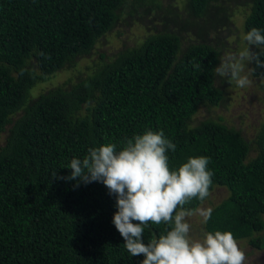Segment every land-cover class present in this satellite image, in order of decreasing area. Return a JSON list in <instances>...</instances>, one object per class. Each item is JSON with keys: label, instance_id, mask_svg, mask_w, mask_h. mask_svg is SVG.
I'll list each match as a JSON object with an SVG mask.
<instances>
[{"label": "trees", "instance_id": "1", "mask_svg": "<svg viewBox=\"0 0 264 264\" xmlns=\"http://www.w3.org/2000/svg\"><path fill=\"white\" fill-rule=\"evenodd\" d=\"M186 3L182 30L197 33L189 46L179 32L150 33L87 76L35 97L39 83L90 54L123 10L161 6L157 0H0V264H141L144 256H130L112 222L118 209L108 189L52 175L70 176L71 160L83 159L90 147L115 143L120 150L147 130H162L176 145L167 153L172 169L207 157L209 193L229 190L206 232L230 231L236 241L263 247L264 124L251 139L215 113L227 102L224 80L215 74L221 50L202 39L208 25L228 31L235 6L244 33L264 34V0H249L248 8L241 0ZM250 65L253 76L264 78V67ZM166 228L150 224L145 242Z\"/></svg>", "mask_w": 264, "mask_h": 264}, {"label": "clouds", "instance_id": "2", "mask_svg": "<svg viewBox=\"0 0 264 264\" xmlns=\"http://www.w3.org/2000/svg\"><path fill=\"white\" fill-rule=\"evenodd\" d=\"M241 39L248 46L224 52L215 74L243 89L251 84L245 64L264 67V34L252 28ZM168 150L175 152L176 145L162 130H147L127 139L120 150L115 143L90 147L83 159L71 160L70 176L53 173L52 177L76 180L77 186L101 182L116 199L118 210L112 222L124 238V247L131 257L143 255L141 264H245V253L230 231L192 237L189 218L198 215L206 224L212 209H186L185 205L209 196L213 173L204 156L190 157L172 169ZM150 224L168 228L145 242Z\"/></svg>", "mask_w": 264, "mask_h": 264}, {"label": "rangeland", "instance_id": "3", "mask_svg": "<svg viewBox=\"0 0 264 264\" xmlns=\"http://www.w3.org/2000/svg\"><path fill=\"white\" fill-rule=\"evenodd\" d=\"M186 2L187 0H157L161 6L157 12L149 11L150 5L134 8L131 13H128L127 11L130 9L126 8L122 11L114 28L99 39L90 54L77 58L73 64L53 74L50 79L39 83L33 89V95L36 97L40 93L63 83L66 84L69 81H76L87 76L96 65L113 58L122 49L135 46L150 33L160 30L176 31L183 38V47L189 46L197 39L195 38L197 33L194 30L189 32L182 30V20L188 5ZM241 2L248 8L249 0H241ZM233 7L232 9H234ZM234 12L235 15L232 20L235 21V24L229 26L231 29L228 28L227 31V29L220 28L217 33L214 28L207 24L206 39H202V41H211L220 47L221 55L228 51L237 52L246 47V43L241 39L242 34H245L242 28L243 19L237 15L238 12H241V8L237 9L235 6ZM250 67V64H245V74L251 80L248 87L241 89L224 80L222 88L226 93L227 102L214 111L217 115L222 116L226 122L235 124L247 138L252 139L259 133L260 127L264 124V78L253 76ZM203 114L204 109L202 108L199 117ZM5 137L6 133L3 135V140ZM255 154V151H252L250 156H255ZM229 194L226 187L218 186L212 190L207 200L199 208L213 209ZM189 222L192 225L191 235L193 238H199L206 232L205 223L198 215L189 218ZM237 243L245 253V264H264V236L262 239L263 247L260 249L252 247L247 240H240Z\"/></svg>", "mask_w": 264, "mask_h": 264}]
</instances>
